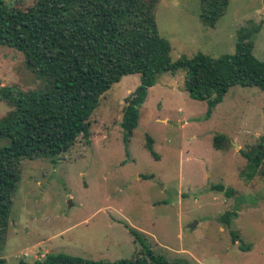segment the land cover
I'll use <instances>...</instances> for the list:
<instances>
[{
	"label": "rangeland",
	"instance_id": "374dc122",
	"mask_svg": "<svg viewBox=\"0 0 264 264\" xmlns=\"http://www.w3.org/2000/svg\"><path fill=\"white\" fill-rule=\"evenodd\" d=\"M34 1L5 0L20 9ZM199 12L200 0L158 1L155 23L171 62L232 55L239 37L264 61V0H228L213 28ZM185 75L165 72L146 88L131 134L121 127L122 110L139 74L100 97L86 139L80 135L59 157L22 159L0 259L128 260L141 250L133 230L168 262L264 264V156L258 167L246 157L256 156L264 137V91L235 85L210 108L189 97ZM44 88L21 52L0 45V119L12 112L5 91ZM234 212L225 224L224 214Z\"/></svg>",
	"mask_w": 264,
	"mask_h": 264
},
{
	"label": "trees",
	"instance_id": "16d2710c",
	"mask_svg": "<svg viewBox=\"0 0 264 264\" xmlns=\"http://www.w3.org/2000/svg\"><path fill=\"white\" fill-rule=\"evenodd\" d=\"M158 1L35 0L20 9L0 0V45L21 52L26 67L45 87L38 92L4 90L2 95L9 98L12 112L0 119V249L21 160L59 157L80 135L86 139L100 97L122 77L141 75L139 87L125 99L122 110L121 127L128 135L137 124L146 88L165 72L184 69L185 91L194 100L207 101L210 108L235 85L264 91V61L253 55V44L242 37L232 55L212 58L198 53L171 62L169 42L159 36L155 23ZM227 5L228 0H200L202 25L213 28ZM147 149L153 154L150 140ZM256 149L255 157L246 155L254 167L264 156V137ZM262 177L264 183V172ZM232 215L235 212L224 214L225 224ZM130 233L141 245L140 254L132 259L104 262L47 254L32 264H182L154 255L135 231ZM232 237L235 243L236 236ZM0 264L7 263L0 259Z\"/></svg>",
	"mask_w": 264,
	"mask_h": 264
},
{
	"label": "water",
	"instance_id": "95a60500",
	"mask_svg": "<svg viewBox=\"0 0 264 264\" xmlns=\"http://www.w3.org/2000/svg\"><path fill=\"white\" fill-rule=\"evenodd\" d=\"M194 225H192L191 227H193Z\"/></svg>",
	"mask_w": 264,
	"mask_h": 264
}]
</instances>
